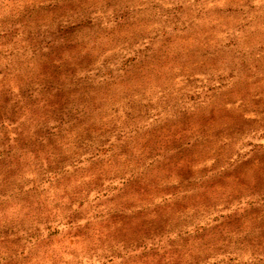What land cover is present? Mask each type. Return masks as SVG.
Segmentation results:
<instances>
[{"label": "rangeland", "instance_id": "rangeland-1", "mask_svg": "<svg viewBox=\"0 0 264 264\" xmlns=\"http://www.w3.org/2000/svg\"><path fill=\"white\" fill-rule=\"evenodd\" d=\"M0 264H264V0H0Z\"/></svg>", "mask_w": 264, "mask_h": 264}]
</instances>
